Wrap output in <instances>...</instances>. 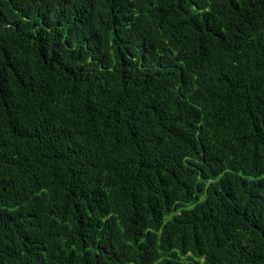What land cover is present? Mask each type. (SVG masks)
<instances>
[{
	"label": "trees",
	"instance_id": "trees-1",
	"mask_svg": "<svg viewBox=\"0 0 264 264\" xmlns=\"http://www.w3.org/2000/svg\"><path fill=\"white\" fill-rule=\"evenodd\" d=\"M0 264H264V0H0Z\"/></svg>",
	"mask_w": 264,
	"mask_h": 264
}]
</instances>
